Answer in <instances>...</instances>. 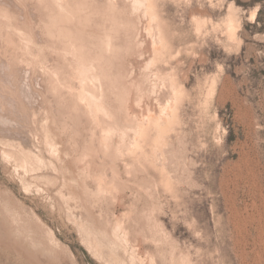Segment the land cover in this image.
Masks as SVG:
<instances>
[{"label": "rangeland", "instance_id": "374dc122", "mask_svg": "<svg viewBox=\"0 0 264 264\" xmlns=\"http://www.w3.org/2000/svg\"><path fill=\"white\" fill-rule=\"evenodd\" d=\"M116 1L0 0V264H264L260 4Z\"/></svg>", "mask_w": 264, "mask_h": 264}, {"label": "bare ground", "instance_id": "6f19581e", "mask_svg": "<svg viewBox=\"0 0 264 264\" xmlns=\"http://www.w3.org/2000/svg\"><path fill=\"white\" fill-rule=\"evenodd\" d=\"M16 1V0H15ZM20 1V0H19ZM28 1V0H27ZM31 1V0H30ZM44 1V0H43ZM116 1V0H115ZM5 2H6V0H5ZM25 2H26V0H25ZM77 2V1H76ZM91 2H92V0H91ZM117 2V1H116ZM8 3V2H7ZM17 3V2H16ZM29 3L30 2H28V5H29ZM55 3V2H54ZM126 3V2H125ZM128 3H130V2H128ZM11 4V3H10ZM69 4V3H68ZM86 4V3H85ZM93 4V3H92ZM109 4V3H108ZM116 4V3H115ZM8 5V4H7ZM39 5V4H38ZM41 5V4H40ZM39 5V6H40ZM56 5H57V3H56ZM99 5V4H98ZM4 6H5V4H4ZM32 6V5H31ZM37 6V5H36ZM52 6V5H51ZM70 6H72V5H70ZM79 6V5H78ZM86 6V5H85ZM104 6V5H103ZM114 6H116V5H114ZM35 7V6H34ZM42 7V6H41ZM44 7H45V5H44ZM44 7H42V8H44ZM58 7V6H57ZM95 7V6H94ZM113 7V6H112ZM118 7V6H117ZM3 8H6V7H3ZM10 8V7H9ZM12 8V7H11ZM33 8V7H32ZM78 8V7H77ZM87 8H89V7H87ZM97 8V7H96ZM135 8H136V6H135ZM2 9V8H1ZM34 9V8H33ZM62 9V8H61ZM72 10H73V8H71ZM121 9V8H120ZM138 9V8H137ZM27 10V9H26ZM25 10V11H26ZM85 10V9H84ZM123 10V9H122ZM39 11V10H38ZM49 11V10H48ZM62 11V10H61ZM70 11V10H69ZM97 12H99L98 10H96ZM110 12H111V10H109ZM130 11V10H129ZM136 11V10H135ZM19 12V11H18ZM22 12H23V10H22ZM71 12V11H70ZM80 12V11H79ZM126 12V11H125ZM137 12V11H136ZM66 13V12H65ZM64 13V14H65ZM100 13V12H99ZM120 13V12H119ZM8 14V13H7ZM16 14V13H15ZM19 15H20V13H18ZM26 14V13H25ZM35 14H36V12H35ZM34 14V15H35ZM45 14V13H44ZM89 14H90V12H89ZM2 15V14H1ZM14 15V14H13ZM56 15V14H55ZM67 15V14H66ZM26 16V15H25ZM30 16V15H29ZM36 16H38V15H36ZM42 16V15H41ZM71 16V15H70ZM104 16V15H103ZM106 16V15H105ZM109 16V15H108ZM95 17V16H94ZM116 17V16H115ZM45 18V17H44ZM52 18V17H51ZM57 18H58V16H57ZM104 18V17H103ZM114 18V17H113ZM117 18V17H116ZM132 18V17H131ZM4 19V18H3ZM6 19V18H5ZM19 19V18H18ZM21 19V18H20ZM53 19V18H52ZM54 19H56V18H54ZM62 19V18H61ZM84 19V18H83ZM96 19V18H95ZM134 19V18H133ZM23 20V19H22ZM49 20H50V18H49ZM60 20V19H59ZM63 21H64V19H62ZM73 20V19H72ZM93 20V19H92ZM116 20V19H115ZM128 20V19H127ZM16 21H17V19H16ZM21 21V20H20ZM44 21V20H43ZM54 21V20H53ZM57 21V20H56ZM66 21V20H65ZM85 21V20H84ZM117 21V20H116ZM132 21V20H131ZM14 22V21H13ZM22 22V21H21ZM26 22V21H25ZM51 22V21H50ZM67 23H68V21H66ZM99 22V21H98ZM127 22V21H126ZM140 22V21H139ZM20 23V22H19ZM27 23V22H26ZM25 23V24H26ZM37 23V22H36ZM57 23V22H56ZM61 23V22H60ZM114 23V22H113ZM23 24H24V22H23ZM31 24V23H30ZM59 24V23H58ZM93 24V23H92ZM3 25V24H2ZM33 25V24H32ZM55 25V24H54ZM74 25V24H73ZM76 25V24H75ZM107 25V24H106ZM118 25V24H117ZM125 25V24H124ZM124 25L122 26V25H120V27H124ZM1 26V25H0ZM28 26V25H27ZM45 26V25H44ZM78 26V25H77ZM135 26V25H134ZM4 27V26H3ZM6 27V26H5ZM33 27V26H32ZM136 27V26H135ZM25 28V27H24ZM62 28V27H61ZM133 28V27H132ZM12 29V28H11ZM18 29V28H17ZM30 29V28H29ZM100 29H102V28H100ZM124 29V28H123ZM137 29V28H136ZM19 30V29H18ZM33 31H34V29H32ZM47 30V29H46ZM59 30V29H58ZM74 30V29H73ZM75 30H76V28H75ZM125 30V29H124ZM4 31H5V29H4ZM24 31V30H23ZM53 31H55V30H53ZM78 31V30H77ZM127 31V30H126ZM131 31V30H130ZM20 32H22V30L20 31ZM46 32V31H45ZM92 32V31H91ZM116 32V31H115ZM123 32H125V31H123ZM134 32V31H133ZM23 33V32H22ZM64 33V32H63ZM70 33V32H69ZM14 34V33H13ZM16 34V33H15ZM17 34H18V32H17ZM25 34V33H24ZM30 34V33H29ZM33 35V34H32ZM36 35V34H35ZM34 35V36H35ZM56 35V34H55ZM97 35V34H96ZM15 36V35H14ZM13 36V37H14ZM25 36V35H24ZM27 36V35H26ZM34 36H33V38H34ZM98 36V35H97ZM129 36V35H128ZM20 37V36H19ZM21 37H23V36H21ZM43 37V36H42ZM56 37V36H55ZM110 37V36H109ZM125 37V36H124ZM123 37V38H124ZM15 38V37H14ZM18 38V37H17ZM72 38V37H71ZM87 38V37H86ZM101 38V37H100ZM107 38V37H106ZM4 39V38H3ZM10 39V38H9ZM16 39V38H15ZM21 39V38H20ZM28 39V38H27ZM60 39V38H59ZM84 39V38H83ZM23 40V39H22ZM33 40V39H32ZM55 40V39H54ZM103 40V39H102ZM25 41H26V39H25ZM28 41V40H27ZM51 41V40H50ZM61 41H62V39H61ZM65 41V40H64ZM109 41V40H108ZM10 42V41H9ZM19 42V41H18ZM21 42V41H20ZM42 42V41H41ZM47 42V41H46ZM63 42V41H62ZM79 42V41H78ZM87 42V41H86ZM85 42V43H86ZM91 42V41H90ZM124 42H125V39H124ZM127 42V41H126ZM25 43V42H24ZM14 44V43H13ZM49 44V43H48ZM83 44V43H82ZM91 44V43H90ZM116 44V43H115ZM56 45V44H55ZM54 45V46H55ZM84 45V44H83ZM87 45V44H86ZM98 45V44H97ZM124 45V44H123ZM128 45V44H127ZM49 46V45H48ZM73 46V45H72ZM129 46H130V43H129ZM131 46H133V43H132V45ZM142 46V45H141ZM1 47V46H0ZM5 47V46H4ZM13 47V46H12ZM29 47V46H28ZM31 47V46H30ZM45 47V46H44ZM84 47V46H83ZM87 47V46H86ZM124 47V46H123ZM140 47V46H139ZM14 48V47H13ZM25 48V47H24ZM93 48V47H92ZM12 49V48H11ZM30 49V48H29ZM38 49V48H37ZM78 49V48H77ZM132 49V48H131ZM134 49V48H133ZM31 51V50H30ZM36 51V50H35ZM52 51V50H51ZM57 51V50H56ZM62 51V50H61ZM71 51V50H70ZM85 51V50H84ZM87 51H89V50H87ZM86 51V52H87ZM29 52V51H28ZM42 52V51H41ZM83 52V51H82ZM90 52V51H89ZM125 52V51H124ZM130 52V51H129ZM27 53V52H26ZM43 53H45V52H43ZM51 53V52H50ZM58 53V52H57ZM56 53V54H57ZM64 53V52H63ZM79 53V52H78ZM84 53V52H83ZM97 53H98V51H97ZM105 53H106V51H105ZM19 54V53H18ZM60 54H61V52H60ZM85 54V53H84ZM46 55V54H45ZM75 56V55H74ZM89 56V55H88ZM116 56V55H115ZM133 56V55H132ZM18 57V56H17ZM36 56H34V58H35ZM51 57V56H50ZM67 57V56H66ZM77 57V56H76ZM87 57V56H86ZM118 57V56H117ZM3 58V57H2ZM55 58V57H54ZM17 59V58H16ZM89 59V58H88ZM112 59V58H111ZM114 59V58H113ZM2 60V59H1ZM56 60V59H55ZM15 61V60H14ZM18 61V60H17ZM20 61V60H19ZM34 61V60H33ZM50 61V60H49ZM71 61V60H70ZM85 61V60H84ZM86 61H87V58H86ZM85 61V62H86ZM95 61V60H94ZM57 62V61H56ZM31 63V62H30ZM29 63V64H30ZM69 63V62H68ZM83 63V62H82ZM88 63V62H87ZM117 63V62H116ZM5 64V63H4ZM17 64H19V63H17ZM32 64V63H31ZM45 64V63H44ZM86 64V63H85ZM8 65V64H7ZM72 65V64H71ZM92 65H94V63L92 64ZM123 65V64H122ZM37 66V65H36ZM61 66V65H60ZM67 66V65H66ZM97 66V65H96ZM104 66V65H103ZM115 66H117V65H115ZM52 68H54L53 66H51ZM71 67V66H70ZM69 67V68H70ZM111 67V66H110ZM51 68V69H52ZM103 68V67H102ZM14 69V68H13ZM42 69V68H41ZM84 69V68H83ZM98 69V68H97ZM60 70V69H59ZM66 70V69H65ZM68 70V69H67ZM85 70V69H84ZM84 70H83V74H84ZM89 70V69H88ZM94 70H95V68H94ZM36 71V70H35ZM49 71V70H48ZM58 71V70H57ZM90 71V70H89ZM92 71V70H91ZM106 71V70H105ZM117 71H119V70H117ZM12 72V71H11ZM68 72V71H67ZM93 72V71H92ZM100 72V71H99ZM103 72V71H102ZM114 72V71H113ZM26 73H27V71H26ZM51 73V72H50ZM62 73V72H61ZM86 73V72H85ZM97 73V72H96ZM105 73V72H104ZM109 73V72H108ZM114 73H116V72H114ZM10 74V73H9ZM21 74V73H20ZM67 74V73H66ZM88 74V73H87ZM95 74V73H94ZM101 74V73H100ZM106 74V73H105ZM32 75V74H31ZM52 75V74H51ZM56 75V74H55ZM82 75V74H81ZM85 76H86V74H84ZM111 75H113V74H111ZM115 75V74H114ZM117 75V74H116ZM85 76H82L83 78L85 77ZM98 76V75H97ZM124 76V75H123ZM75 77V76H74ZM125 77V76H124ZM51 78V77H50ZM79 78V77H78ZM100 78V77H99ZM116 78H117V76H116ZM120 78V77H119ZM126 78V77H125ZM9 79V78H8ZM38 79V78H37ZM54 79H55V77H54ZM85 79V78H84ZM98 79V78H97ZM111 79V78H110ZM124 79V78H123ZM47 80V79H46ZM49 80V79H48ZM56 80V79H55ZM62 80V79H61ZM65 80V79H64ZM72 80V79H71ZM104 80V79H103ZM108 80V79H107ZM116 80V79H115ZM30 81V80H29ZM52 81V80H51ZM59 81V80H58ZM97 82V81H96ZM102 82V81H101ZM105 82V81H104ZM49 83V82H48ZM55 83V82H54ZM77 83V82H76ZM82 83V82H81ZM107 83V82H106ZM109 83V82H108ZM72 84V83H71ZM78 84V83H77ZM37 85V84H36ZM51 85V84H50ZM70 85V84H69ZM79 85V84H78ZM90 85V84H89ZM111 85H113V84H111ZM30 86V85H29ZM80 86V85H79ZM84 86V85H83ZM109 86H110V84H109ZM12 87V86H11ZM47 87V86H46ZM72 87V86H71ZM78 87V86H77ZM85 87V86H84ZM98 87H99V85H98ZM112 87V86H111ZM115 87V86H114ZM113 87V88H114ZM122 87V86H121ZM1 88V87H0ZM13 88V87H12ZM55 88V87H54ZM81 88V87H80ZM86 91H83V89H82V92L80 91L79 92V96H78V98H81V100L82 99H85L84 101H86V103H83V101H81L80 99V101L83 103V105L84 104H88V106H87V108L89 107V108H91L92 107V105H94V104H98L99 103V99L97 98V96L95 95V91L93 92V90L91 89V87H89V86H87L86 85ZM106 88V87H105ZM104 88V89H105ZM119 88V87H118ZM123 88V87H122ZM126 88V87H125ZM45 89V88H44ZM62 89V88H61ZM73 89V88H72ZM78 89V88H77ZM77 89H76V91H77ZM104 89H102V90H104ZM111 89V88H110ZM4 90V89H3ZM43 90V89H42ZM54 90V89H53ZM69 90V89H68ZM71 90V89H70ZM79 90H81V89H79ZM78 90V91H79ZM113 90H116V89H113ZM109 91V90H108ZM133 91V90H132ZM38 92V91H37ZM44 92V91H43ZM66 92V91H65ZM69 92V91H68ZM117 92V91H116ZM122 92H124V91H122ZM126 92H127V90H126ZM71 93V92H70ZM114 93V92H113ZM131 93V92H130ZM2 94V93H1ZM29 94H30V92H29ZM28 94V95H29ZM31 94H32V92H31ZM37 94V93H36ZM43 94H45V93H43ZM49 94V93H48ZM76 94H78V93H76ZM104 94H105V92H104ZM120 94V93H119ZM127 94H128V92H127ZM35 95V94H34ZM60 95V94H59ZM65 95H68V94H66L65 93ZM101 95V94H100ZM116 95V94H115ZM114 95V96H115ZM120 95H122V94H120ZM119 95V96H120ZM124 95V94H123ZM129 95V94H128ZM57 96V95H56ZM117 96V95H116ZM132 96V95H131ZM131 96H129V97H131ZM140 96V95H139ZM10 97H11V95H10ZM16 97V96H15ZM46 97V96H45ZM54 97V96H53ZM60 97V96H59ZM104 97V96H103ZM109 98V97H108ZM121 98V97H120ZM125 98H127V96L125 97ZM25 99V98H24ZM50 99V98H49ZM112 99V98H111ZM60 100V99H59ZM64 100V99H63ZM77 100V99H76ZM22 101V100H21ZM57 101V100H56ZM114 101V100H113ZM124 101V100H123ZM70 102V101H69ZM79 102V101H78ZM80 102V104H82ZM118 102V101H117ZM9 103V102H8ZM50 103V102H49ZM113 103V102H112ZM119 103V102H118ZM17 104V103H16ZM36 104V103H35ZM123 104H125V103H123ZM28 106H29V104H28ZM48 106H49V104H48ZM74 106H75V104H74ZM109 106H110V104H109ZM113 106H114V104H113ZM139 106H140V104H139ZM32 107V106H31ZM36 107V106H35ZM76 107H77V104H76ZM75 107V108H76ZM81 107V106H80ZM83 107V106H82ZM100 107V106H99ZM102 107V106H101ZM38 108V107H37ZM56 108V107H55ZM71 108V107H70ZM73 108V107H72ZM85 108H86V106H85ZM86 108V109H87ZM118 108H119V106H118ZM48 109V108H47ZM104 109V108H103ZM25 110V109H24ZM71 110V109H70ZM73 110V109H72ZM78 110V109H77ZM76 110V111H77ZM79 110H80V108H79ZM82 110V109H81ZM121 110H123V109H121ZM75 111V112H76ZM114 111V110H113ZM113 111H111V112H113ZM9 112V111H8ZM27 112V111H26ZM25 112V113H26ZM53 112H55V111H53ZM52 112V113H53ZM60 112V111H59ZM105 112V111H104ZM120 113V112H119ZM29 114V113H28ZM81 114V113H80ZM79 114V115H80ZM31 115V114H30ZM51 115V114H50ZM82 115V114H81ZM101 115V114H100ZM119 115V114H118ZM131 115V114H130ZM22 116V115H21ZM56 116V115H55ZM65 116V115H64ZM121 116V115H120ZM69 117V116H68ZM116 117V116H115ZM125 117V116H124ZM78 118V117H77ZM84 118V117H83ZM96 118V117H95ZM105 118H106V116H105ZM120 118V117H119ZM29 119V118H28ZM59 119V118H58ZM6 120V119H5ZM92 120V119H91ZM8 121V120H7ZM13 121V120H12ZM20 121V120H19ZM22 121V120H21ZM52 121V120H51ZM74 121V120H73ZM84 121V120H83ZM96 121V120H95ZM106 121V120H105ZM124 121V120H123ZM133 121V120H132ZM5 122V121H4ZM61 122V121H60ZM89 122V121H88ZM100 122V121H99ZM121 122V121H120ZM14 123V122H13ZM12 123V124H13ZM15 123H17V122H15ZM19 123V122H18ZM22 123V122H21ZM30 123V122H29ZM39 123V122H38ZM37 123V124H38ZM109 123V122H108ZM111 123V122H110ZM10 124V123H9ZM70 124V123H69ZM94 124V123H93ZM99 124V123H98ZM8 125V124H7ZM60 125V124H59ZM84 125V124H83ZM121 125V124H120ZM8 126H10V125H8ZM88 126V125H87ZM125 126H126V124H125ZM132 126V125H131ZM135 126V125H134ZM90 127V126H89ZM7 128V127H6ZM91 128V127H90ZM98 128V127H97ZM15 129V128H14ZM51 129V128H50ZM89 129V128H88ZM87 129V130H88ZM96 129V128H95ZM1 130V129H0ZM7 130V129H6ZM52 130V129H51ZM82 130V129H81ZM14 131V130H13ZM42 131V130H41ZM70 131V130H69ZM89 131V130H88ZM96 131V130H95ZM18 132V131H17ZM28 132V131H27ZM93 132V131H92ZM99 132V131H98ZM82 133V132H81ZM89 133V132H88ZM5 134V133H4ZM52 135V134H51ZM93 135H94V133H93ZM6 136V135H5ZM12 136V135H11ZM47 136V135H46ZM61 136V135H60ZM74 136V135H73ZM90 136V135H89ZM100 136V135H99ZM3 137H4V135H3ZM24 137V136H23ZM81 137H83V136H81ZM91 137V136H90ZM89 137V138H90ZM12 138V137H11ZM26 138V137H25ZM73 138V137H72ZM94 138V137H93ZM92 138V139H93ZM96 138V137H95ZM3 139V138H2ZM6 139V138H5ZM8 139V138H7ZM18 139V138H17ZM62 139V138H61ZM54 140V139H53ZM63 140V139H62ZM61 140V141H62ZM76 140V139H75ZM22 141V140H21ZM28 141V140H27ZM90 140H88L87 141V143L89 142ZM29 142V141H28ZM63 142V141H62ZM71 142V141H70ZM29 143H31V142H29ZM79 143V142H78ZM5 144V143H4ZM22 144V143H21ZM33 144V143H32ZM48 144H49V142H48ZM93 144V143H92ZM96 144V143H95ZM113 144V143H112ZM3 145V144H2ZM7 145V144H6ZM47 145V144H46ZM58 145V144H57ZM90 145V144H89ZM88 145V146H89ZM100 145H101V143H100ZM109 145V144H108ZM28 146V145H27ZM99 146V145H98ZM112 146V145H111ZM31 147V146H30ZM33 147V146H32ZM38 147V146H37ZM47 147H49V146H47ZM67 147H69V146H67ZM73 147V146H72ZM90 147V146H89ZM96 147V146H95ZM19 148V147H18ZM57 148V147H56ZM59 148V147H58ZM63 148V147H62ZM86 148V147H85ZM101 148V147H100ZM106 148V147H105ZM119 148V147H118ZM14 149V148H13ZM17 149V148H16ZM26 149V148H25ZM24 149V150H25ZM91 150V148H88V150ZM19 150V149H18ZM31 150V149H30ZM99 150V149H98ZM6 151V150H5ZM38 151V150H37ZM69 151V150H68ZM94 150L92 149V152H93ZM42 152V151H41ZM95 152V151H94ZM102 152V151H101ZM100 152V153H101ZM111 152V151H110ZM9 153V152H8ZM70 153V152H69ZM82 153V152H81ZM88 153V152H87ZM27 154V153H26ZM41 154V153H40ZM58 154V153H57ZM92 154V153H91ZM20 155H21V153H20ZM31 155V154H30ZM37 155V154H36ZM82 155V154H81ZM80 155V156H81ZM107 155V154H106ZM26 156V155H25ZM39 156V155H38ZM22 157V156H21ZM86 157V156H85ZM102 157V156H101ZM105 157V156H104ZM107 157V156H106ZM24 158V157H23ZM79 158V157H78ZM83 157L81 156V159H82ZM114 158V157H113ZM112 158V159H113ZM27 159V158H26ZM31 159V158H30ZM42 159V158H41ZM103 159V158H102ZM24 160V159H23ZM90 160H91V158H90ZM114 160V159H113ZM20 161V160H19ZM33 161H34V159H33ZM104 161V160H103ZM114 161H116V160H114ZM23 162V161H22ZM94 162V161H93ZM100 162H102V161H100ZM108 162V161H107ZM110 162H111V158H110ZM24 163V162H23ZM32 163V162H31ZM51 163V162H50ZM103 163V162H102ZM25 164V163H24ZM106 164V163H105ZM112 164V163H111ZM114 164V163H113ZM48 165V164H47ZM91 165V164H90ZM54 166V165H53ZM102 166V165H101ZM36 167V166H35ZM38 167H39V165H38ZM48 167V166H47ZM95 167V166H94ZM104 167V166H103ZM109 167V166H108ZM112 167V166H111ZM64 168V167H63ZM54 169V168H53ZM32 170H33V168H32ZM34 170H35V168H34ZM102 170V169H101ZM103 171V170H102ZM36 172V171H35ZM33 173V172H32ZM102 173H104V172H102ZM106 173H107V171H106ZM38 174V173H37ZM98 174V173H97ZM99 175V174H98ZM103 175V174H102ZM27 176V175H26ZM35 176V175H34ZM36 177V176H35ZM34 177V178H35ZM40 178V177H39ZM98 181V180H97ZM103 181V180H102ZM70 190V189H69ZM74 190V189H73ZM61 191V190H60ZM61 193V192H60ZM62 194V193H61ZM75 194V193H74ZM63 195V194H62ZM65 195V194H64ZM80 195V194H79ZM66 196V195H65ZM74 196V195H73ZM81 196V195H80ZM63 197V196H62ZM70 197V196H69ZM80 201V200H79ZM84 203V202H83ZM80 208V207H79ZM83 210V209H82ZM87 210V209H86ZM88 212V211H87ZM81 213V212H80ZM85 213V212H84ZM2 214V213H1ZM11 215V214H10ZM83 216V215H82ZM87 216V215H86ZM85 216V217H86ZM14 217V216H13ZM13 221H14V219H13ZM16 222V221H15ZM13 224V223H12ZM4 225V224H3ZM9 226V225H8ZM18 227V226H17ZM5 234V233H4ZM21 236V235H20ZM17 239V238H16ZM15 240V239H14Z\"/></svg>", "mask_w": 264, "mask_h": 264}, {"label": "trees", "instance_id": "16d2710c", "mask_svg": "<svg viewBox=\"0 0 264 264\" xmlns=\"http://www.w3.org/2000/svg\"><path fill=\"white\" fill-rule=\"evenodd\" d=\"M248 4L249 5L260 4V9L258 11L257 21L261 22L262 21V15L264 13V0H250V2ZM263 29H264V26H263Z\"/></svg>", "mask_w": 264, "mask_h": 264}]
</instances>
